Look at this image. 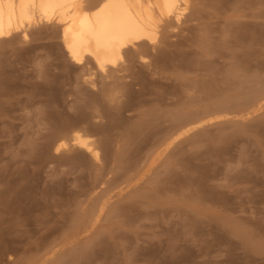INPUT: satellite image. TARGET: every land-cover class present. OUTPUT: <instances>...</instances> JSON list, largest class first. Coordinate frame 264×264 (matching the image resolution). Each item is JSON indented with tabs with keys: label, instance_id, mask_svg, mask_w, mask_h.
<instances>
[{
	"label": "rangeland",
	"instance_id": "374dc122",
	"mask_svg": "<svg viewBox=\"0 0 264 264\" xmlns=\"http://www.w3.org/2000/svg\"><path fill=\"white\" fill-rule=\"evenodd\" d=\"M187 1L115 79L74 69L57 29L0 44V264H264V100L242 109L264 88V0ZM73 126L97 161L47 150Z\"/></svg>",
	"mask_w": 264,
	"mask_h": 264
},
{
	"label": "bare ground",
	"instance_id": "6f19581e",
	"mask_svg": "<svg viewBox=\"0 0 264 264\" xmlns=\"http://www.w3.org/2000/svg\"><path fill=\"white\" fill-rule=\"evenodd\" d=\"M189 3L187 0H0V44L13 42L17 37L26 40L28 32L43 25L46 30L57 29L53 36L59 38L67 60L74 69H81L90 78L96 73L105 78L117 77L125 72V56L145 61L149 51L156 49L162 31L180 24L185 17ZM171 34V31H166ZM241 64L249 65L250 57L243 56ZM249 68V66H248ZM262 70V68H260ZM236 77L241 75L233 72ZM124 76H119L122 79ZM257 74H249L246 80L254 84ZM94 86L93 82H91ZM123 87L111 90L107 96L110 102L117 101V94ZM220 101L212 103V109L226 111L229 99L239 94H225ZM251 99L245 108H259L264 100V88L251 90ZM120 97V96H119ZM207 114L190 119H179L175 129L158 142L169 145L173 134L181 136L182 128L191 122L199 121ZM197 124H201L198 122ZM67 142V133L53 137L47 147L54 153L70 146L87 152L94 160L99 159L100 145L76 130ZM137 129L126 130V140L138 136ZM19 228L14 230L18 232Z\"/></svg>",
	"mask_w": 264,
	"mask_h": 264
}]
</instances>
